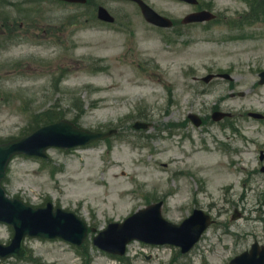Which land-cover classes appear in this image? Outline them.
I'll list each match as a JSON object with an SVG mask.
<instances>
[{"label": "rangeland", "instance_id": "rangeland-1", "mask_svg": "<svg viewBox=\"0 0 264 264\" xmlns=\"http://www.w3.org/2000/svg\"><path fill=\"white\" fill-rule=\"evenodd\" d=\"M145 1L174 26L148 23L130 1L0 0V141L58 117L89 130L119 129L89 145L52 148L45 159L13 157L2 182L9 196L32 206L50 201L95 231L80 247L27 236L30 256L6 264H61L66 255L70 264L107 257L111 264H228L256 239L264 243V16L243 18L253 0ZM99 4L114 24L97 19ZM203 9L219 18L183 24ZM221 72L232 79L202 80ZM242 103L260 107L242 112ZM216 110L230 116L216 122ZM138 120L151 127L135 129ZM214 163H223L229 178L218 179ZM159 199L171 221L195 208L215 218L192 251L136 241L115 258L94 244L110 222ZM236 208L244 215L232 219ZM13 234L0 222V242Z\"/></svg>", "mask_w": 264, "mask_h": 264}, {"label": "water", "instance_id": "water-1", "mask_svg": "<svg viewBox=\"0 0 264 264\" xmlns=\"http://www.w3.org/2000/svg\"><path fill=\"white\" fill-rule=\"evenodd\" d=\"M70 2H86V0H66ZM137 1L142 7L145 17L152 23L161 26H171L170 19L161 16L143 0ZM196 3V0H189ZM99 17L112 21L113 18L104 8H100ZM214 18L209 11H201L189 14L184 22L204 21ZM228 77V75H225ZM264 81V72L261 73ZM212 75L205 79L210 80ZM225 114L216 112L215 119H221ZM197 125L200 119L191 114ZM137 128L147 127L137 123ZM91 132L75 126L73 123L61 120L49 124L34 131L29 136L0 144V181L4 177L6 165L10 157L15 153H27L31 155L46 156V149L51 146L73 147L86 144L96 139L104 138L114 133ZM263 158V155L261 156ZM162 202L148 206L138 211L123 223L110 224L107 230L101 232L94 241L100 247L114 253L123 254L126 245L132 239L138 238L146 242L165 243L170 242L182 247L183 252L189 251L199 240L202 232L212 222L211 217L202 210L194 213L182 224L177 225L164 219L161 210ZM0 220L11 223L15 228V236L10 246L0 245V257L10 255L23 256L26 251L22 249L23 238L29 234L42 237H63L74 243L81 244L87 233V226L74 213L62 209H53V205L32 208L18 199H10L6 196L0 184ZM258 254H260L258 256ZM230 264H264V249L258 253L257 246L252 253H243L232 260Z\"/></svg>", "mask_w": 264, "mask_h": 264}, {"label": "bare ground", "instance_id": "bare-ground-1", "mask_svg": "<svg viewBox=\"0 0 264 264\" xmlns=\"http://www.w3.org/2000/svg\"><path fill=\"white\" fill-rule=\"evenodd\" d=\"M258 107H260V106H257L256 104L242 103L241 107H239V108H241L242 112H245V111L251 110V109H258ZM239 108H236V109H239ZM207 152H209V151H207ZM210 153L213 156H216L218 154V152L215 150L210 151ZM223 165H224L223 163H214L212 165V166L217 167L216 169H217V178L218 179H225L227 177L229 178L230 173H232L230 170L225 169L223 167ZM109 259H110V257L100 259V260H98V264L106 263V262L108 263ZM48 263L53 264V262H48ZM48 263H44V264H48ZM61 264H70L68 255L64 256V259H63Z\"/></svg>", "mask_w": 264, "mask_h": 264}, {"label": "trees", "instance_id": "trees-1", "mask_svg": "<svg viewBox=\"0 0 264 264\" xmlns=\"http://www.w3.org/2000/svg\"><path fill=\"white\" fill-rule=\"evenodd\" d=\"M250 12L246 13L243 18L248 22L249 19L259 18L264 15V0H253Z\"/></svg>", "mask_w": 264, "mask_h": 264}]
</instances>
